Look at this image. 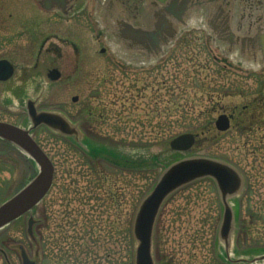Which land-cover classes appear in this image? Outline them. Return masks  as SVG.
I'll use <instances>...</instances> for the list:
<instances>
[{"label":"rangeland","instance_id":"1","mask_svg":"<svg viewBox=\"0 0 264 264\" xmlns=\"http://www.w3.org/2000/svg\"><path fill=\"white\" fill-rule=\"evenodd\" d=\"M120 1L108 0L101 6L96 0H78L74 9L63 14L42 10L39 0H0V59L15 66L12 78L0 82V121L29 126L25 104L36 100L38 110L67 118L72 129L66 131H74L78 140H88L83 142L86 148L103 145L144 163L135 170L117 168L89 159L71 137L43 126L33 129L55 169L48 194L31 213L41 220L34 233L43 250L39 244H31L26 234L28 215H22L0 229V239L15 248L9 256L12 264H21L18 246L36 264H60L52 259L50 242L52 230L64 219H74L75 225L63 226V231L72 236L74 252L83 264H133L136 242L130 248L128 231L136 200L149 193L163 170L178 160L208 157L228 164L232 158L241 163V152H235V147L244 140L241 166L264 177V108L254 129L233 127L217 132L214 128L219 114H228L254 97L260 96L264 107V63L250 38L257 32H251L247 24L249 20L253 23L256 15L247 9L246 0H199L206 14L194 8L187 15L194 22L185 26L156 63L142 61L141 54L132 55L123 44L118 21L125 17ZM152 8L147 5L146 10ZM49 44L59 47V55L49 50ZM50 68L60 73L56 81L47 78ZM186 89L206 94V101L199 106L213 110L209 119L215 133L199 135L195 131L205 123V117L196 113L186 117L173 113L177 110L171 107L164 116L152 114L155 109L172 106L174 100L184 105ZM74 96L75 102L71 100ZM184 132H195L197 145L188 152H172L167 142ZM258 146L259 169L249 154ZM99 153L92 150L93 155ZM37 174L34 162L0 140V204ZM262 182L264 192V178ZM107 194L115 195L110 203ZM238 197L226 199L232 226L222 239L219 226L224 205L212 180L199 179L167 195L152 232L153 264H228V259H246L247 244L239 246L238 256L233 252L235 240L243 237ZM0 264L5 263L0 260Z\"/></svg>","mask_w":264,"mask_h":264},{"label":"water","instance_id":"2","mask_svg":"<svg viewBox=\"0 0 264 264\" xmlns=\"http://www.w3.org/2000/svg\"><path fill=\"white\" fill-rule=\"evenodd\" d=\"M73 0H41V7L50 11L58 9L65 12L71 8ZM154 37V35H152ZM264 45V43H263ZM264 53V46L262 48ZM12 66L6 60H0V81H6L12 75ZM59 76L56 70H52L48 77L51 80ZM76 97L72 98L75 101ZM29 114L33 121V127L44 123L52 128H58L65 132L67 126L58 116L49 113L34 112L31 103L28 104ZM217 131L223 132L229 128V117L225 114L218 115L214 121ZM31 129H23L7 122L0 121V138L15 145L23 151L37 166L38 174L21 190L11 196L0 205V229L21 215L29 212L48 193L54 174V167L48 156L35 142L30 134ZM194 144V136L183 133L175 136L169 142L170 150L174 152L188 151ZM210 177L214 180L224 205L222 221L219 228V236L225 239L232 226L231 208L227 206L226 199L237 195L242 189L240 175L229 165L211 159L188 158L180 160L169 166L160 176L153 189L140 202L133 223V236L137 241L134 255V264H153L150 254V238L153 222L160 204L164 198L176 188L193 180ZM34 220L29 215L26 224V232L30 239H34L32 226ZM23 264H32L22 251ZM260 259H263L260 258Z\"/></svg>","mask_w":264,"mask_h":264},{"label":"trees","instance_id":"3","mask_svg":"<svg viewBox=\"0 0 264 264\" xmlns=\"http://www.w3.org/2000/svg\"><path fill=\"white\" fill-rule=\"evenodd\" d=\"M224 67V66H223ZM221 68V70H224V68ZM198 81L195 80L194 84H197ZM212 92V91H210ZM209 94V92H207ZM205 93L202 91H191L187 90L184 92V105L178 104L179 101H177V104L174 103V101L171 102L172 106H167L165 110H153L151 111L152 114L157 115L158 113L161 115H165L168 112H171L170 108L173 107L177 111H174L173 113H179L183 114L184 116H192L193 114H197V117L204 116L205 117V123L203 127L197 128L195 131H199V135H202L204 131H207L208 133H215L212 122L209 119L210 112L213 111L209 107L206 110H201L200 109V104H203L206 99ZM196 97V98H194ZM183 100V98H181ZM167 102L170 103L168 100ZM210 102V101H209ZM262 98L260 96L254 97L253 99L248 100L246 103H243L239 106H235L232 109H230L229 114H232V121H231V126L230 129L233 127L238 128L242 127L244 129H254L256 126V119L261 118V114L263 113V108L262 107ZM208 103V102H206ZM190 104V105H189ZM196 105L198 106L197 109ZM263 109V110H262ZM262 110V111H261ZM161 116V117H163ZM195 133V132H194ZM198 135V136H199ZM257 141H261L258 140ZM168 143V142H167ZM198 140L196 138L195 145H197ZM261 143V142H260ZM194 145V146H195ZM244 148H246V143L245 141H241L240 144L235 147V152H241L240 156H242L241 163L244 159ZM95 149L96 151H99L100 155L96 156L94 155L92 158H104L105 160L109 161L112 164H115L118 168H126V169H131L133 168L138 169L139 167H142L144 164L142 161H135L123 156L118 155L117 153L112 152L111 150L107 149L105 146H97V147H92L91 150ZM260 147H253L251 150H249L250 156L253 157V160L257 162L258 169L260 168L261 164V157L258 156L259 154ZM102 154H105L103 156ZM153 162L155 161V157L151 159ZM232 161V162H231ZM253 161V163H254ZM241 163L238 162L237 160H234L232 158H228V164L232 165L234 168L239 171V173L242 176L243 179V189L241 194L238 197L237 202V209H238V217L240 219V232L241 234L243 233V237H237L235 240V246L236 249H233V252L238 256L239 251L238 248L241 245H246L249 248L248 251H246L245 254H248L247 256V261L253 259L254 257L257 256H262L264 255V192L261 189V186L263 187V182L262 175L261 177L258 176V171H248L245 169L244 166H241ZM261 170V169H260ZM261 182V185H260ZM25 184V183H24ZM23 184V185H24ZM22 185V186H23ZM21 188V187H20ZM19 188V189H20ZM100 190V187H98ZM144 195H142L140 198L138 197L136 200L135 206L138 205L139 201L142 199ZM115 198V195H110L107 194V200L108 203H110L111 199L113 200ZM88 200H90V197H88ZM136 207H134L135 210ZM67 212V209L64 211V213ZM69 217V215H67ZM90 218V217H89ZM64 219L60 222L58 225L59 227V233L63 234L61 239H58L57 241L52 240L50 242V254L53 253L54 257L52 259H55L56 262H59L60 264H83L82 260L80 257L75 254L74 252V246H72V236L66 237L63 231V226L66 227H73L75 225L74 219H71L70 222ZM95 222V221H91ZM245 222L248 223L247 227L245 226ZM67 228V229H68ZM71 231V230H69ZM69 238V239H68ZM41 242V239H40ZM133 243V237L131 234V230L128 231V245H132ZM67 244V248H66ZM42 245V243H41ZM84 245V243H83ZM58 247V250L54 251V248ZM131 248V246H130ZM42 250H43V245H42ZM131 255V249L129 250V256ZM228 264H250L245 261L241 262H235L234 259H228ZM258 264V263H256Z\"/></svg>","mask_w":264,"mask_h":264},{"label":"flooded vegetation","instance_id":"4","mask_svg":"<svg viewBox=\"0 0 264 264\" xmlns=\"http://www.w3.org/2000/svg\"><path fill=\"white\" fill-rule=\"evenodd\" d=\"M77 1L78 0H76L75 3ZM246 2L248 3L247 4L248 8L251 11L253 10L254 15H256V18H255L254 22L252 24H249L248 29L251 32L255 31L257 33H253L254 35L252 37H250V38L254 42V46H255L254 50H255V52L259 53V55H260L259 57L261 58L262 62L264 63V53H263V50H262V48L264 46L263 45V43H264V0H246ZM119 3L121 5L120 9H121L122 14H124V17H125L124 20L125 21L131 20L135 24L140 22L144 26H146V24L150 23V25L148 27L152 26V20L149 19L151 10L150 9L146 10V9H147V5L153 6V0H121ZM179 4L182 6L181 3H179ZM180 5L178 6V8H181ZM202 5H203L202 3H198L195 7H193V9L196 8L194 10H199V12H203L204 13L206 10L202 7ZM223 6H224V11L227 14V17L225 18V22H227V20H228L229 3L226 2ZM114 10H115V6H114ZM192 10H190V11H189V9L185 10L183 12V14H181L182 16L179 19V21H177L172 16L169 17V19H170L169 28L167 27V25L165 23V20L163 19L161 14H159L157 12L155 15H158V17L156 19V22H155L152 30L155 33L160 32V39L158 40V42L156 44V41H154V40L151 41L150 38H148V41H147L148 43H146V45L144 46L146 51H145V56L143 58L148 59V58L153 57V54L158 52L159 47H162L164 44H166L167 41L173 36L175 25H177L179 22H182L183 20H186L187 15L188 14L190 15V12ZM135 12L137 14H139L138 18H135V14H134ZM205 14H206V12H205ZM135 24H134V26L138 27ZM207 25H208V23H207ZM144 26L141 25L140 27L143 28ZM219 27L220 26H218L217 28H219ZM143 29L144 30H148L146 27H144ZM122 31H124V29ZM225 41H226L227 47H228V45H229L228 36H227V39ZM50 49L55 51L57 53V55H59L60 51L55 50L53 44H49V50ZM51 69H54V68H50V70ZM55 69H57V68H55ZM14 70H15V66H14ZM59 77H60V75H59ZM40 221L41 220L37 219L36 226H38L40 224ZM58 228L59 227L56 226V229H54V230L51 229L52 233H53L52 237H53V240H55V241H57L58 239H61L62 235H63L62 233L60 234L59 232L56 231V230L59 231ZM64 234L66 235V237L71 236V235H69L66 232H64ZM0 242H1L0 243V260L2 262H4L5 264H12V262L9 260V256H10V254H12L11 250L13 249L12 251H14L15 248H9L7 240L4 241V240L0 239ZM37 244H39L41 246V247L39 246V248H42L40 239H38L36 241L35 245H37ZM53 248H54V251L58 250V247L53 246ZM66 248H67V246H66ZM18 249H19V254L21 255V249L22 248H20L18 246ZM20 259H21V256H20ZM33 262L35 264V261H33ZM21 264H23L22 260H21Z\"/></svg>","mask_w":264,"mask_h":264}]
</instances>
